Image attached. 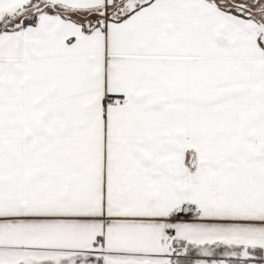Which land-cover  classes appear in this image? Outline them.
<instances>
[{
	"label": "snow or ice",
	"instance_id": "snow-or-ice-1",
	"mask_svg": "<svg viewBox=\"0 0 264 264\" xmlns=\"http://www.w3.org/2000/svg\"><path fill=\"white\" fill-rule=\"evenodd\" d=\"M0 264H264V0H0Z\"/></svg>",
	"mask_w": 264,
	"mask_h": 264
}]
</instances>
